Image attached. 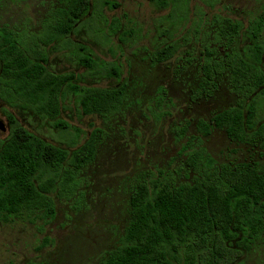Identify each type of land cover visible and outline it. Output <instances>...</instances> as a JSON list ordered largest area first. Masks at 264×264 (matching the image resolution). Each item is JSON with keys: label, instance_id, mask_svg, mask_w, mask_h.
<instances>
[{"label": "trees", "instance_id": "16d2710c", "mask_svg": "<svg viewBox=\"0 0 264 264\" xmlns=\"http://www.w3.org/2000/svg\"><path fill=\"white\" fill-rule=\"evenodd\" d=\"M156 1L164 7L183 2ZM94 7L92 0H66L52 11L40 33L23 34L0 25L1 98L53 119L64 131L71 128L61 118L70 95L76 96L83 114L109 119L118 113L127 98L126 82L82 85L77 74L48 67L47 45L69 37ZM263 34L264 11L247 26L214 15L188 29L187 39L202 46L200 54L186 50L187 62L198 60L200 72L193 99L210 97L220 82H227L238 100L208 119L199 118L191 135L189 123L177 127V135L187 138L181 149L187 180L179 181L162 169L138 174L131 187L128 223L106 252L104 264H244L245 255L264 237V168L255 158L219 161L204 144L205 137L220 129L234 145L264 155ZM242 35L250 39L243 49L238 45ZM79 48L78 58L89 70L120 76L119 64L93 56L87 46ZM177 50V43L170 42L150 51L149 57L158 64ZM162 90L164 100L168 92ZM7 115L11 131L0 138V220L49 222L57 213L55 197L77 188L81 171L95 161L106 132L97 127L84 143L75 141L68 150L28 129L13 113Z\"/></svg>", "mask_w": 264, "mask_h": 264}, {"label": "rangeland", "instance_id": "374dc122", "mask_svg": "<svg viewBox=\"0 0 264 264\" xmlns=\"http://www.w3.org/2000/svg\"><path fill=\"white\" fill-rule=\"evenodd\" d=\"M109 1L117 6L92 0L95 7L90 16L69 37L46 49L49 69L73 72L82 85L109 87L126 82L127 98L118 113L109 119L83 114L76 96L70 95L61 118L71 128L64 131L53 119L12 106L0 96L2 139L11 131L7 111L31 131L68 150L74 149L75 141L84 143L97 127L106 132L95 161L81 171L77 188L55 197L54 219L0 220V264H104L106 252L117 244L128 223L131 187L138 174L162 169L179 181L187 180L181 169L185 159L181 149L187 138L177 135V127L189 123L187 135H191L199 118L208 119L238 100L227 82H220L212 96L193 99L200 72L198 60L187 62L186 50L200 54L202 46L187 39L188 29L214 15L238 19L247 26L264 11V0H183L166 7L156 0ZM65 4L66 0H0V25L23 34L40 33L52 11ZM170 42L177 43L176 54L153 64L149 52ZM249 42L242 35L238 45L243 49ZM80 44L93 56L119 64L120 76L89 70L78 58ZM162 88L168 92L164 100ZM204 144L219 161L255 158L264 168V155L234 145L223 130L215 129ZM244 264H264V237L245 255Z\"/></svg>", "mask_w": 264, "mask_h": 264}]
</instances>
